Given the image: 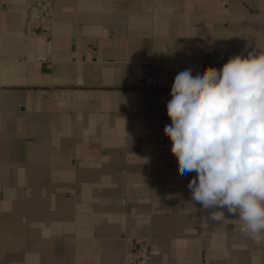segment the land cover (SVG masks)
<instances>
[{
  "label": "crops",
  "instance_id": "0c3cea01",
  "mask_svg": "<svg viewBox=\"0 0 264 264\" xmlns=\"http://www.w3.org/2000/svg\"><path fill=\"white\" fill-rule=\"evenodd\" d=\"M26 8L0 0V264H124L135 242L155 264H264L192 203L195 172L152 164L143 86L264 51V0H54L39 36Z\"/></svg>",
  "mask_w": 264,
  "mask_h": 264
},
{
  "label": "clouds",
  "instance_id": "9594fccd",
  "mask_svg": "<svg viewBox=\"0 0 264 264\" xmlns=\"http://www.w3.org/2000/svg\"><path fill=\"white\" fill-rule=\"evenodd\" d=\"M170 95L164 133L179 175L196 173L187 185L192 203L215 223L226 209L241 234L264 245V51L234 55L202 74L185 69Z\"/></svg>",
  "mask_w": 264,
  "mask_h": 264
},
{
  "label": "built area",
  "instance_id": "2783aa9c",
  "mask_svg": "<svg viewBox=\"0 0 264 264\" xmlns=\"http://www.w3.org/2000/svg\"><path fill=\"white\" fill-rule=\"evenodd\" d=\"M26 33L28 36L49 34L53 25L54 0H27ZM151 93V126L148 134L150 142V156L153 165L158 167L173 164L176 158L172 155V143L165 135L164 128L171 124V120L164 110L170 93L163 91L153 77L146 79L144 85ZM59 90H51V98L58 101ZM159 251L146 242L130 243L126 250L124 264H155Z\"/></svg>",
  "mask_w": 264,
  "mask_h": 264
}]
</instances>
